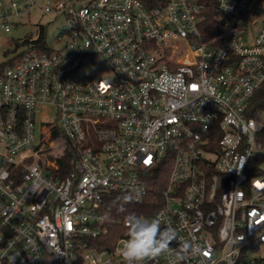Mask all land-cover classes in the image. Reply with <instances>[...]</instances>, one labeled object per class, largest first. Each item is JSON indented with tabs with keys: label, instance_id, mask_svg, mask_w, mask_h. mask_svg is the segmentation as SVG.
<instances>
[{
	"label": "built area",
	"instance_id": "obj_1",
	"mask_svg": "<svg viewBox=\"0 0 264 264\" xmlns=\"http://www.w3.org/2000/svg\"><path fill=\"white\" fill-rule=\"evenodd\" d=\"M209 1L40 6L63 21L58 46L42 26L0 75V264H124L128 236L100 247L111 224L126 226L107 198L143 204L166 169L159 207L140 218L177 238L172 254L141 264H264V177L254 164L264 109L252 103L264 85V0H214L226 31L205 37ZM35 4L0 0L1 26L11 31ZM42 107L57 120L42 124L37 144ZM90 129L98 144L86 143ZM54 136L68 142L67 173L34 159ZM184 241L199 250L177 262Z\"/></svg>",
	"mask_w": 264,
	"mask_h": 264
},
{
	"label": "rangeland",
	"instance_id": "obj_2",
	"mask_svg": "<svg viewBox=\"0 0 264 264\" xmlns=\"http://www.w3.org/2000/svg\"><path fill=\"white\" fill-rule=\"evenodd\" d=\"M45 1L35 0L36 4L31 7L30 13L25 12L21 16H15L13 18L14 22L12 21L11 23V31H5L0 23V63H6L8 66L11 61H14L21 52L28 48L30 44L28 40L38 38L42 26L45 28L47 42L54 47L58 46L54 38L62 27L63 21L61 19H54L51 14L43 13L40 6ZM102 71L105 72L104 70ZM41 110L43 114L37 117V144L40 142L42 124L57 120L56 108L42 107ZM260 117L264 120V113ZM50 141H53L52 145ZM50 141L44 142L45 145L40 153V157H34L42 165L51 166L55 160L58 161L59 158L64 157L68 150V142L64 136H54ZM86 143L90 145L98 144V138L92 129L89 130ZM254 164L261 169L260 177H264V157ZM121 246H123V243ZM51 260H48V263Z\"/></svg>",
	"mask_w": 264,
	"mask_h": 264
},
{
	"label": "trees",
	"instance_id": "obj_3",
	"mask_svg": "<svg viewBox=\"0 0 264 264\" xmlns=\"http://www.w3.org/2000/svg\"><path fill=\"white\" fill-rule=\"evenodd\" d=\"M148 6L162 5L166 0H144ZM204 34L205 37H211L223 31H226L224 21L219 20L217 17L216 3L214 0H210L207 3L206 10L204 11ZM15 61V60H14ZM14 61L9 63L12 64ZM7 67L6 63H0V75ZM253 110L264 109V85L256 92L253 98ZM57 132H54L56 135ZM72 154L70 150H67L64 157L59 158L60 168L63 173H67L72 168L71 164ZM164 175V176H163ZM160 175L154 182L146 201L143 204H135L129 196L124 193H113L107 198V207L110 213L117 216H121L123 219L129 215H135L140 217L142 215L151 217L160 205V193L162 188L165 187L167 182L168 169L164 174ZM126 197L130 200L126 201ZM128 228L123 223H113L110 225L108 234L104 236V244H100V247L111 248L115 245L120 237L128 236Z\"/></svg>",
	"mask_w": 264,
	"mask_h": 264
},
{
	"label": "clouds",
	"instance_id": "obj_4",
	"mask_svg": "<svg viewBox=\"0 0 264 264\" xmlns=\"http://www.w3.org/2000/svg\"><path fill=\"white\" fill-rule=\"evenodd\" d=\"M125 199L130 200L129 197ZM125 223L128 239L124 241L121 251L124 264H141L144 260H154L165 252L172 254L170 244L176 240L177 233L170 225L162 227L158 219L149 220L134 214L126 217ZM198 250L193 243L184 241L174 254L178 262L185 259L190 251L195 253ZM11 264H14V258Z\"/></svg>",
	"mask_w": 264,
	"mask_h": 264
}]
</instances>
